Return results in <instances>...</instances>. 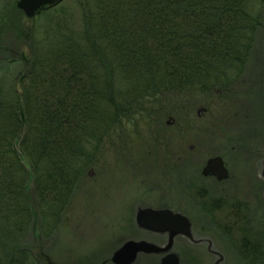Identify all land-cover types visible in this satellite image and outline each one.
Returning <instances> with one entry per match:
<instances>
[{"label":"trees","instance_id":"16d2710c","mask_svg":"<svg viewBox=\"0 0 264 264\" xmlns=\"http://www.w3.org/2000/svg\"><path fill=\"white\" fill-rule=\"evenodd\" d=\"M263 5L91 0L79 22L57 5L28 19V28L17 5L1 9L0 236L18 243L35 230V206L60 212L106 150L127 149L159 127L164 106L193 108L200 94H216ZM15 40L28 47V59L6 55ZM142 123L149 129L136 128ZM19 249L7 264L25 263Z\"/></svg>","mask_w":264,"mask_h":264},{"label":"rangeland","instance_id":"374dc122","mask_svg":"<svg viewBox=\"0 0 264 264\" xmlns=\"http://www.w3.org/2000/svg\"><path fill=\"white\" fill-rule=\"evenodd\" d=\"M18 1L0 0V11L17 5ZM58 5L64 11H69V14L73 13L79 22L84 12L91 8V0H63ZM22 13L24 14L23 11ZM255 15L257 28L241 40L244 43L240 47L242 52L235 56L239 63H235L236 67L230 69V79L240 70L249 71L248 74L252 75L251 71L260 70L264 65V5L257 9ZM28 19L24 14L18 22L28 28L33 25ZM18 44L15 40L11 42V46L4 45L6 55L9 50L17 58L21 56L28 59V47L24 42L22 47ZM20 68L21 65L15 70L14 77ZM204 95L207 94L197 97L198 103L193 108L191 103L187 106L173 102L168 107L164 106L160 110L159 118L162 119L155 122L159 127H149L151 135L143 133L144 139L129 145L127 149L124 147L120 150H106L105 160H98L97 164H93L86 171L72 199L60 212H49L44 207L41 214L40 209L35 206V230L26 231L18 243L1 234L0 264H7L10 250L16 246L20 247V252L25 251L23 264H115L114 253L129 240H148L160 244L164 242V237L143 230L137 225V212L146 207L169 208L187 215L193 222L197 238L207 239L214 246L220 244L214 225L205 228L206 220L198 206V192L189 189L187 184L189 171H186V166H193V173L199 175L198 171L205 160L206 151H202L200 145L203 117L198 113V109L207 102ZM212 105L211 109L216 112L217 106L214 103ZM168 120L173 122L172 125L167 124ZM134 127L127 130L131 131ZM137 127L142 130L149 129L143 123ZM156 133L161 135L160 140ZM168 136L171 137V145ZM192 146L194 153L189 152ZM211 146L209 151L212 153L215 148L214 145ZM21 155L30 168L29 160L22 153ZM33 189L31 178L32 199L35 198ZM235 240L239 246L241 238ZM204 246L196 245L183 237L176 240V249L184 264H211L214 259ZM239 261L241 262L240 258ZM134 264H159V258L140 255Z\"/></svg>","mask_w":264,"mask_h":264},{"label":"flooded vegetation","instance_id":"af4514ba","mask_svg":"<svg viewBox=\"0 0 264 264\" xmlns=\"http://www.w3.org/2000/svg\"><path fill=\"white\" fill-rule=\"evenodd\" d=\"M251 72L240 70L232 79H223L216 94L204 95L207 102L198 109L203 117L200 145L206 151L205 160L199 175L193 173V166H186L187 184L198 192L205 228L214 225L220 244L197 238L189 218L194 240L177 236L169 252L177 254L179 264H184L176 249L179 237L205 245L214 259L211 264H264V65ZM213 103L216 112L211 109ZM159 136L156 134L158 140ZM167 138L171 145V137ZM211 145L215 148L212 153ZM190 149L194 153L193 146ZM213 159L216 161L209 167ZM154 234L164 237V242H149L169 243V234ZM236 236L241 238L239 246ZM140 255L156 256L162 264L167 253Z\"/></svg>","mask_w":264,"mask_h":264},{"label":"water","instance_id":"95a60500","mask_svg":"<svg viewBox=\"0 0 264 264\" xmlns=\"http://www.w3.org/2000/svg\"><path fill=\"white\" fill-rule=\"evenodd\" d=\"M63 0H19L17 6L24 12L27 18L33 19L38 14L54 7ZM216 161L209 162V167ZM137 225L144 230L159 234H169V243L166 246H159L146 240H129L114 253L115 264H134L139 254H162L167 253L162 264H179L177 254L170 253L174 240L177 236H185L194 240L192 222L186 215L175 212L169 208L155 209L152 207L141 208L136 215Z\"/></svg>","mask_w":264,"mask_h":264}]
</instances>
